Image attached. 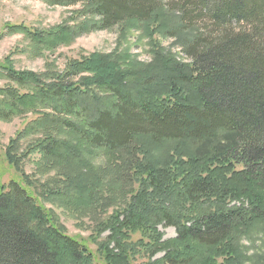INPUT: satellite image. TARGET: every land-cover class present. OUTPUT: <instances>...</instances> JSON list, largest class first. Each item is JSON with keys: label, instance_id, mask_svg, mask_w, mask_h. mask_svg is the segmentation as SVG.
<instances>
[{"label": "trees", "instance_id": "1", "mask_svg": "<svg viewBox=\"0 0 264 264\" xmlns=\"http://www.w3.org/2000/svg\"><path fill=\"white\" fill-rule=\"evenodd\" d=\"M48 1L84 2L81 14L90 17L11 30L51 49L119 22L124 33L142 24L151 39L188 30L177 36L188 60L154 41L146 63L116 47L73 59L64 72L0 65V76L15 82L0 87V120L33 117L6 151L22 180L0 186V264H264V254H249L243 243L264 236V0L180 8L160 0ZM196 19L210 24L192 25ZM29 135L37 140L20 150ZM36 153L42 167L57 169L39 184L21 165ZM102 153L106 162L97 166ZM123 179L130 189L118 195ZM34 183L45 202L77 214L106 209L91 236L102 262ZM163 223L178 235L163 240Z\"/></svg>", "mask_w": 264, "mask_h": 264}, {"label": "rangeland", "instance_id": "2", "mask_svg": "<svg viewBox=\"0 0 264 264\" xmlns=\"http://www.w3.org/2000/svg\"><path fill=\"white\" fill-rule=\"evenodd\" d=\"M160 1L162 3L172 2L177 8H180L183 4L194 3V1L198 0ZM85 5L84 2L75 5H62L51 3L48 0H0V65L10 64L17 70L37 73H43L47 70L64 72L68 68L69 62L73 59H82L96 51L107 53L116 47H119L121 50H130L134 58L142 63H146L150 62L153 58L154 41L157 46L163 47L166 52L179 56L180 60H188L179 45L177 37L182 33H189L188 30L181 31L175 35L158 33L151 39L144 36L142 24L138 28H130L128 32L124 33L123 26L125 23L119 22L111 27L97 28L82 33L76 36L69 44H63L52 49L45 46H40L39 48L32 39L23 33L11 30V26L15 24H24L35 29H50L64 22L75 25L90 17L89 15L81 14ZM196 20L197 22H192L191 24L197 27L204 28L210 24L209 20ZM13 83L15 82L9 77L0 76V87ZM29 115L28 117L17 116L9 120H0V186L8 183L11 179L22 180V174L9 163L6 151L18 132L24 129L26 123L33 118L31 114ZM36 140L37 138L32 137V135L22 139L19 142L20 150ZM39 162V153L32 154L21 162L23 171L29 175L31 180L36 181L37 184H39L38 180L44 182L57 173V169L42 167ZM105 162L106 160L102 153L97 156L94 163L98 166ZM123 180L126 182L119 180L121 186L115 184L118 195H121L125 189L127 190L130 187V181L128 179ZM37 184L34 183L37 191L33 190L36 194H39L38 197L45 206L54 210L68 233L87 244L95 254L96 259L102 262V258L97 250L98 246L92 241L91 236L97 220L103 218V212L106 209L102 208L101 210L77 214L76 211L66 206H60L48 201L45 202L44 196L39 193L44 191V187ZM53 187L55 189V186ZM114 205L113 203L109 206V213L115 208ZM159 229L164 233L163 240H170L178 235L175 227L167 226L165 223L160 224ZM108 234L109 231H106L103 233V237ZM138 236V234L135 235L134 239H137ZM255 240L256 242L252 243L248 240L243 241L245 245L252 247L249 249V254L258 252L264 254V236L259 234ZM163 254L164 252L161 251L153 259L155 260L163 256ZM145 260L146 257H139L137 262L142 263Z\"/></svg>", "mask_w": 264, "mask_h": 264}]
</instances>
